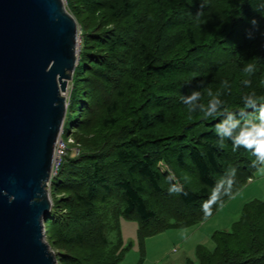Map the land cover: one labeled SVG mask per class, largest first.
Instances as JSON below:
<instances>
[{"label": "trees", "instance_id": "1", "mask_svg": "<svg viewBox=\"0 0 264 264\" xmlns=\"http://www.w3.org/2000/svg\"><path fill=\"white\" fill-rule=\"evenodd\" d=\"M65 2L82 35L65 117L92 138L50 179L64 196H51L44 228L57 264H117L120 217L140 235L191 226L250 177L255 156L231 140L221 147L216 127L243 110L242 97H264V0ZM210 238L211 249L196 246V264H264V200L244 202Z\"/></svg>", "mask_w": 264, "mask_h": 264}, {"label": "water", "instance_id": "2", "mask_svg": "<svg viewBox=\"0 0 264 264\" xmlns=\"http://www.w3.org/2000/svg\"><path fill=\"white\" fill-rule=\"evenodd\" d=\"M77 26L62 0H0V264H56L45 186Z\"/></svg>", "mask_w": 264, "mask_h": 264}, {"label": "rangeland", "instance_id": "3", "mask_svg": "<svg viewBox=\"0 0 264 264\" xmlns=\"http://www.w3.org/2000/svg\"><path fill=\"white\" fill-rule=\"evenodd\" d=\"M62 2L67 10L65 0H62ZM81 37V29L78 25L75 50L77 58L81 47ZM72 76L73 72L67 83L66 90L62 93L66 105L68 104L72 88ZM88 105H90V103ZM78 109L79 107L77 108L76 115ZM63 121V128H68V131L66 133L65 131H62L61 137L71 138L73 144L69 145L68 151L61 159V162L66 156L75 157L81 150L82 141L92 138V136L88 134L84 136V133L82 134V132L78 130L76 131L72 125H68V119L65 117V113ZM82 124L86 125L85 122H82L81 125ZM71 147L77 149L76 153L73 155H70ZM158 167L162 171L167 169L162 161L158 162ZM181 174V171L175 170V176H173L184 177L185 175V178L188 177L187 174ZM249 175V179L245 178L243 184L236 190V192H234V198L227 199L208 218L191 226L170 227L151 234L140 235L137 228L138 225L135 220L120 217L117 220V224L119 230L118 233L122 241V256L117 264H186V259L189 260L191 264H196L195 248L197 245H202L211 249L213 247V242L210 238L212 231L229 229L231 222L238 217L240 208L244 202L251 199L264 200V175L258 172L255 167L250 169ZM190 177H188V179ZM45 187L50 201L51 196L57 199L64 196V192L56 190L51 182H49ZM47 229H49V227H47ZM44 240L54 255V258L58 260L56 246L50 236V231L45 230V228Z\"/></svg>", "mask_w": 264, "mask_h": 264}, {"label": "clouds", "instance_id": "4", "mask_svg": "<svg viewBox=\"0 0 264 264\" xmlns=\"http://www.w3.org/2000/svg\"><path fill=\"white\" fill-rule=\"evenodd\" d=\"M202 7V5H201ZM264 7V6H262ZM199 14V12L197 13ZM264 18V17H262ZM254 27L258 26V22L253 19L251 21ZM251 38V33H249ZM244 71L247 73H254L255 66L251 63L247 64L244 68ZM222 84H228V81L225 80ZM243 84L247 87L251 86V80L246 79L243 81ZM199 93L193 90L192 96L198 95ZM189 99L192 97H188ZM181 99L185 97L181 96ZM245 100L243 103L244 108L240 112L231 111L232 115L235 116V119H228L219 123L216 127V132L220 133L221 129V139L219 144L221 147L224 145L225 140H231L233 145V150H238L243 147L245 150L250 151L255 160L252 162L253 166L264 175V97H257L255 92L247 94L246 97H242ZM248 109L252 111L249 112ZM216 112V105L213 104L209 107L206 115L208 118H212L213 114ZM233 174V183H235V173L236 168L231 167ZM249 179V178H248ZM215 189V188H214ZM173 187L169 188V194H174ZM187 195V193H183ZM229 198H234V193L231 190H228ZM223 203V200L217 198L211 201V203ZM204 211L206 216L211 215V206L206 203L204 206Z\"/></svg>", "mask_w": 264, "mask_h": 264}, {"label": "built area", "instance_id": "5", "mask_svg": "<svg viewBox=\"0 0 264 264\" xmlns=\"http://www.w3.org/2000/svg\"><path fill=\"white\" fill-rule=\"evenodd\" d=\"M61 132H62V128L60 129L58 136L56 137L53 144L51 164H50L48 180L46 181V185H48L50 179L56 175L61 159L66 155L69 145L73 144L71 138H62ZM70 149H71L70 155L76 153L77 149H75L74 147H71Z\"/></svg>", "mask_w": 264, "mask_h": 264}]
</instances>
